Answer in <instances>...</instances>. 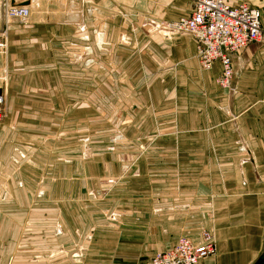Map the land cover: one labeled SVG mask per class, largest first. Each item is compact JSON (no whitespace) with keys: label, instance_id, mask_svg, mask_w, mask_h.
<instances>
[{"label":"crops","instance_id":"obj_1","mask_svg":"<svg viewBox=\"0 0 264 264\" xmlns=\"http://www.w3.org/2000/svg\"><path fill=\"white\" fill-rule=\"evenodd\" d=\"M20 1L0 56V264H145L204 234L196 264H264V41L232 55L225 89L163 25L191 0ZM225 1L264 29V0Z\"/></svg>","mask_w":264,"mask_h":264},{"label":"built area","instance_id":"obj_2","mask_svg":"<svg viewBox=\"0 0 264 264\" xmlns=\"http://www.w3.org/2000/svg\"><path fill=\"white\" fill-rule=\"evenodd\" d=\"M191 12L179 18L169 27L174 32L188 35L195 43L196 58L201 69L209 70L218 62L219 75L215 84L229 88L232 75L231 57L250 43L264 41L257 9L247 3L230 5L225 0H191ZM6 18H15L22 23L29 16L23 5H9L4 9ZM7 29L0 31V56L5 53ZM6 81L5 72L0 70V83ZM0 89V107L3 105ZM214 253L210 236L204 234L199 243L179 236L168 249L154 254L145 264H196Z\"/></svg>","mask_w":264,"mask_h":264},{"label":"rangeland","instance_id":"obj_3","mask_svg":"<svg viewBox=\"0 0 264 264\" xmlns=\"http://www.w3.org/2000/svg\"><path fill=\"white\" fill-rule=\"evenodd\" d=\"M52 1H54V2H52ZM63 1L64 0H42V3L46 4L47 2H49V4H50V2L51 3H59V2H63ZM9 5H24V2L20 1V0H0V31L4 30L6 28L8 36H9V29L10 28L16 27V26L21 27V25L24 23V22L22 23L18 19H15V18L10 19V18H6L4 16V9L6 6H9ZM49 6H51V5H49ZM27 20H28V17L25 20V22ZM163 25L166 27H172L173 23L163 24ZM3 58H5V57H3ZM4 71H5V69H4ZM5 75H6V71H5Z\"/></svg>","mask_w":264,"mask_h":264},{"label":"bare ground","instance_id":"obj_4","mask_svg":"<svg viewBox=\"0 0 264 264\" xmlns=\"http://www.w3.org/2000/svg\"><path fill=\"white\" fill-rule=\"evenodd\" d=\"M6 56H7V42H6V47H5V53L2 55V57L6 58ZM5 77H6V75H5Z\"/></svg>","mask_w":264,"mask_h":264}]
</instances>
